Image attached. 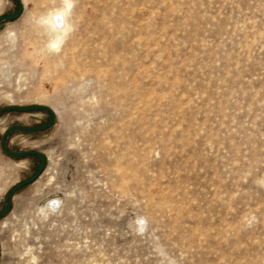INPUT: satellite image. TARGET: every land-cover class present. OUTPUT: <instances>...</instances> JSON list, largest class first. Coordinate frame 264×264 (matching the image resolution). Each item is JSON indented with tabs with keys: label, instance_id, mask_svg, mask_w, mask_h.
Wrapping results in <instances>:
<instances>
[{
	"label": "rangeland",
	"instance_id": "374dc122",
	"mask_svg": "<svg viewBox=\"0 0 264 264\" xmlns=\"http://www.w3.org/2000/svg\"><path fill=\"white\" fill-rule=\"evenodd\" d=\"M68 1L56 51L40 20L64 0L0 22V108L56 115L6 138L46 168L0 218V264H264V0ZM48 120L0 114V210L39 164L4 132Z\"/></svg>",
	"mask_w": 264,
	"mask_h": 264
},
{
	"label": "water",
	"instance_id": "95a60500",
	"mask_svg": "<svg viewBox=\"0 0 264 264\" xmlns=\"http://www.w3.org/2000/svg\"><path fill=\"white\" fill-rule=\"evenodd\" d=\"M15 1L18 4V9L12 14L1 16L0 22L5 21V20H13V19H17L18 17H20L24 9L23 3L21 2V0H15ZM34 110H41V111L47 112L49 114V120L46 123L39 125V126H35V127L12 126L8 128L2 136L1 145H2V149L5 154L11 157H15V158H20V157H25V156H35L38 159L39 164H38L36 172L31 177L23 180L22 182L18 183L13 188H11L7 196V202H6L5 207L0 210V218L3 216H6L11 211L14 193L18 189L33 183L43 173V171L46 168V159L41 153L36 152V151L11 152L6 147V138L11 132L15 130H21V131H27V132H38V131L48 129L54 125L55 120H56L55 111L52 108L45 106V105H29V106H23V107L8 106V107L0 108V114L5 113V112H13V111L27 112V111H34Z\"/></svg>",
	"mask_w": 264,
	"mask_h": 264
},
{
	"label": "bare ground",
	"instance_id": "6f19581e",
	"mask_svg": "<svg viewBox=\"0 0 264 264\" xmlns=\"http://www.w3.org/2000/svg\"><path fill=\"white\" fill-rule=\"evenodd\" d=\"M71 3L68 0H64V6L60 9H56L48 13L45 17L40 20L41 27L46 31L49 37V48L52 50H58L61 44L67 38V34L71 30V25L68 22L67 16L68 11L71 7ZM44 32V31H43ZM70 35V34H69ZM17 36V35H16ZM67 36V37H66ZM47 37V38H48ZM31 39V38H29ZM61 48V47H60ZM2 50V49H1ZM54 55V54H53ZM58 203V202H56ZM58 207V205H56ZM55 203H46L42 211L47 214L57 207ZM51 210V211H50Z\"/></svg>",
	"mask_w": 264,
	"mask_h": 264
}]
</instances>
